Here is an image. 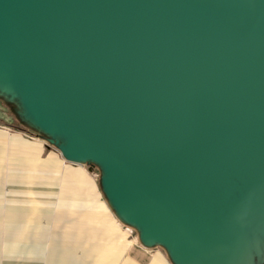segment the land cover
<instances>
[{
    "label": "water",
    "instance_id": "95a60500",
    "mask_svg": "<svg viewBox=\"0 0 264 264\" xmlns=\"http://www.w3.org/2000/svg\"><path fill=\"white\" fill-rule=\"evenodd\" d=\"M0 89L67 161L100 167L144 246L252 264L264 0H0Z\"/></svg>",
    "mask_w": 264,
    "mask_h": 264
},
{
    "label": "crops",
    "instance_id": "0c3cea01",
    "mask_svg": "<svg viewBox=\"0 0 264 264\" xmlns=\"http://www.w3.org/2000/svg\"><path fill=\"white\" fill-rule=\"evenodd\" d=\"M18 111L0 125V264H174L118 219L97 164L67 161Z\"/></svg>",
    "mask_w": 264,
    "mask_h": 264
},
{
    "label": "rangeland",
    "instance_id": "374dc122",
    "mask_svg": "<svg viewBox=\"0 0 264 264\" xmlns=\"http://www.w3.org/2000/svg\"><path fill=\"white\" fill-rule=\"evenodd\" d=\"M21 109L18 97L6 94L3 89H0V125L20 127V123L15 117V112ZM55 140L57 144L63 143V140L60 138ZM45 154H56V152L52 147L45 144ZM252 227L253 230L248 235L252 248V264H264V226L253 224ZM135 235L139 236L138 229H135Z\"/></svg>",
    "mask_w": 264,
    "mask_h": 264
}]
</instances>
